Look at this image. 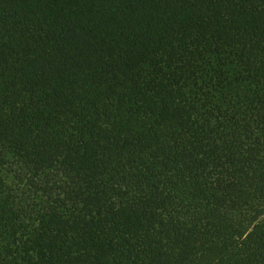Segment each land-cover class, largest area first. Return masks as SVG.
Listing matches in <instances>:
<instances>
[{
  "label": "trees",
  "instance_id": "trees-1",
  "mask_svg": "<svg viewBox=\"0 0 264 264\" xmlns=\"http://www.w3.org/2000/svg\"><path fill=\"white\" fill-rule=\"evenodd\" d=\"M0 264H264V0H0Z\"/></svg>",
  "mask_w": 264,
  "mask_h": 264
}]
</instances>
